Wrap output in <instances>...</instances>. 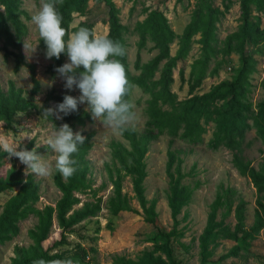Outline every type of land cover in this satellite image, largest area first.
<instances>
[{
    "label": "trees",
    "instance_id": "trees-1",
    "mask_svg": "<svg viewBox=\"0 0 264 264\" xmlns=\"http://www.w3.org/2000/svg\"><path fill=\"white\" fill-rule=\"evenodd\" d=\"M87 1L64 0L62 5H57L58 11L63 17L62 27L69 33L73 30L70 27L72 13H82ZM98 1L103 2L107 7L108 31L104 36L114 41L118 40L126 49L124 35L127 32V27L120 21L119 9L115 2L113 0ZM196 2L197 5L192 11L190 21L178 37V47L174 55L170 53V44L177 36L171 29L166 15L159 9L145 8L144 19L138 22L135 27V31L139 34V47H142L146 38L149 37L153 41L152 48L156 49L157 53L145 63H141L138 53L133 66L139 72L135 75L128 68L127 50L125 56L117 57L124 65L129 81L149 95L145 108L146 131L143 133H137L136 130L125 131L122 136L129 142L130 149L122 148L126 154L122 155L118 152L117 156L122 161L124 174L131 177L134 197L139 203L144 220L153 226H158L156 201L155 199L150 201L146 199L143 185L146 177L144 156L149 142L158 135L166 134L171 138L169 145L176 137L191 144H198L203 142L207 125L213 124L211 137L207 140L208 147L213 150L224 147L232 151V164L241 175L249 178L256 190V199L251 226L248 229L245 226L247 202L241 199L234 206L235 223L231 228L230 225L224 224L223 220L216 219L218 209L225 202L223 197L224 193L226 195V191L217 194L210 205L206 224L198 237L200 264H206L212 255L211 248L218 243L219 239H230L237 245L219 256V259H225L236 256L240 245L254 239L264 228V159L258 167H254L243 155L241 148L246 132L252 128L264 140V100L253 107L248 98L249 78L256 70L257 65L254 54L264 52L262 48L264 27L261 25L264 0H238L241 12L239 27L226 38L224 48L217 50L214 44L216 23L229 9L230 0H222L223 9L213 6L211 0ZM21 14H25V12L19 8V0H0V37L4 39L2 49L5 56H13L15 70L23 65L27 66L32 82L30 93L35 95L40 90V82L35 77L34 66L26 64L20 52L8 49L9 46L18 47L16 37L19 38L25 32V25L20 19ZM79 25L92 30V25L89 23L80 22ZM196 34H199L197 42H199L205 57L190 65L188 73L189 96L178 100L176 94L171 90V84L174 81L173 75L178 60L187 55L193 36ZM41 42L45 45L43 40ZM216 52H223L225 55L237 54L238 66L233 69L229 80L220 81L207 92L197 94L194 91L207 75L208 59ZM65 55L66 53H62L59 59L53 57L54 63L50 65L52 74L57 67L62 65ZM183 71L184 68L178 70L181 80L184 81ZM157 72H159V76L155 78ZM77 91L79 92L78 89ZM65 95L72 96V92L67 90L55 93L54 90H51L45 95L42 105L38 106L30 97H26L22 88L16 87L10 80L6 91L0 90V121H3L6 126H10L17 113L28 110L43 112L44 109L50 107L52 102L54 105L63 102ZM127 99L130 100L129 97ZM86 121H92L91 112L78 106L77 112L63 116L60 122H54L56 126L67 123L74 130L77 124L84 125ZM84 136L86 137L85 143L78 145L79 151L73 156L77 161L76 173L67 180L58 171L54 175V183L61 192L60 198L54 205H45L43 208H36L33 205L39 199V183L31 175L24 178L21 170L16 169L15 165H12L6 175L0 178V193L16 189L5 200L0 212V244L9 241L18 234V223L28 214L37 218V223L28 230L31 244L27 248H18L19 252L13 264H33L34 260L41 258L46 261L71 258L74 264H79L78 253H74L70 257H63L62 252L57 250L66 243V233L72 230L74 225L96 216L101 209L99 197L94 201L85 202L78 209H73V206L79 202L75 193H83L89 187L87 177L89 166L86 155L92 147L91 138L94 136V132H88ZM114 146L119 147L116 143ZM7 155L8 153L0 150V167L3 158ZM124 156L128 157L129 162H124ZM167 157L166 174L169 190L166 200L173 221L171 229L159 231L158 235L161 240H155L153 247L143 251L137 259L115 256L111 264H179L173 256L171 242L183 235V230L177 227L180 222L178 215L182 208L188 204L193 188L181 183L184 174L180 172L181 159L177 157L176 151L169 148ZM174 164L176 165L173 170ZM121 179L120 173H117L115 177L111 176L113 195L108 199V208L114 215L124 210L139 214L137 209L129 205L128 196L122 192ZM53 216L58 223L59 238L54 239L50 245L44 246L43 242L48 237ZM81 252L86 253L83 249Z\"/></svg>",
    "mask_w": 264,
    "mask_h": 264
},
{
    "label": "rangeland",
    "instance_id": "rangeland-1",
    "mask_svg": "<svg viewBox=\"0 0 264 264\" xmlns=\"http://www.w3.org/2000/svg\"><path fill=\"white\" fill-rule=\"evenodd\" d=\"M119 9V18L123 25L127 27L124 37L126 40L127 62L129 71L137 74L139 70L134 68V61L137 54L140 55L141 63L149 61L157 53L153 49V41L147 37L142 47H139V34L135 31L138 22L142 21L146 15L145 8H156L164 12L171 29L176 34V38L170 44V53L174 55L178 47V37L184 27L190 21L192 11L195 9L198 0H113ZM213 6L223 9L222 0H211ZM41 0H19V8L25 14L20 15L21 21L25 25V32L16 40L18 47L9 46V50L20 52L26 64L34 66L35 77L40 82V90L37 94L31 95L32 82L27 66L23 65L15 70V61L12 55L5 56L2 45L4 39L0 37V90L6 91L8 82L12 80L16 87L22 88L26 97H30L38 106L42 105L45 95L54 90L55 93L67 91L64 88V81L55 71H50V65L54 63V58L46 59V46L42 44L39 33L31 21L40 8ZM107 7L98 0H88L84 11L73 12L70 27L71 32L82 28L79 23L85 22L92 25V31L97 36H104L108 31ZM241 22V12L238 0H230L229 9L220 17L216 23L217 49H223L226 38L236 31ZM261 25L264 27V13L261 15ZM70 32V33H71ZM199 34L193 36L187 55L178 60L174 72V81L171 90L178 100H183L188 94V73L190 65L199 59H204V53L198 41ZM24 43L28 47H24ZM36 50L33 52V49ZM264 49V42L262 44ZM251 49V47H248ZM257 59L256 70L250 75L248 98L253 107L264 100V52L254 54ZM68 62L67 54L64 56L62 65ZM61 65V66H62ZM238 66V56L235 53L225 55L219 52L208 59L206 77L194 91L197 94L207 92L213 85L223 80H229L233 74V69ZM184 68V81L181 80L178 70ZM159 72L155 78H158ZM72 96L78 97L80 93L71 90ZM130 100L135 105V111L139 119L135 123L137 133L146 131L147 115L145 113L146 101L149 99L139 87H135ZM79 107L87 108V104H80ZM54 107V103L50 104ZM49 107V108H50ZM41 111L28 110L17 113L10 126H6L0 121V135L5 136L10 141L20 143L21 149L31 151L36 144L41 145L36 148L39 155L53 164V173L47 178L36 177L34 173H25L26 166L21 164L16 157L5 156L0 167V178H3L12 165L20 169L25 178L31 175L39 183V199L33 205L36 208H43L45 205H54L60 198L61 192L54 183L53 157L55 153L45 145V140L59 128L54 121L60 122L55 116L44 118ZM92 116V115H91ZM213 124L207 125V131L203 135V142L191 144L179 137L171 139L166 134L158 135L148 144L147 152L144 156L146 164V177L143 181L145 197L147 200L155 199V210L157 212L158 226H153L143 218L139 203L134 197L130 175L124 174L121 159L117 156L120 152L125 155L123 149L129 150V142L122 134L114 133L110 128L104 126L100 121H86L84 125H76L74 132L86 133L93 131L91 138L92 147L86 155L89 170L87 173L89 187L83 193H75L79 202L73 209L80 208L85 202L94 201L100 198L101 209L96 216L85 219L74 225L72 230L66 233V243L58 248L63 257H70L78 253L79 264H111L115 256H125L126 258L137 259L143 251L150 250L155 240L160 241L159 231H168L172 226L170 210L167 206L166 196L169 190L168 177L166 174L167 150L170 148L176 151L177 157L181 159L180 172L184 174L181 183L193 188L188 204L182 208L178 215V228L183 230V235L171 242L174 258L179 264H200V254L198 247V237L203 230L210 205L217 194L224 193V204L217 211V220H223L224 224L233 228L234 206L239 200L247 202L245 208V226L248 229L254 218V208L256 190L248 177L241 175L232 164V151L224 147L210 149L207 140L211 137ZM30 137V138H29ZM119 147H115L114 144ZM243 155L251 162V165L258 167L264 159V140H262L252 128L246 132L242 143ZM124 162H129L128 157H123ZM176 164L173 166V170ZM117 173L122 175V192L128 196L129 205L137 209L140 213L132 211H119L114 215L108 208V199L113 195V184L111 176ZM16 191H6L0 193V212L5 200ZM37 223L36 216L28 214L19 221V232L9 241L0 244V264H13L18 255V248H27L31 244L28 230ZM59 238V227L55 216L52 219L47 239L44 246ZM212 246V245H211ZM236 242L230 239H219L213 246L212 255L206 264H264V228L259 231L254 239L248 240L237 250L236 256L219 259L222 253L235 247ZM83 249L86 253L81 252Z\"/></svg>",
    "mask_w": 264,
    "mask_h": 264
},
{
    "label": "clouds",
    "instance_id": "clouds-1",
    "mask_svg": "<svg viewBox=\"0 0 264 264\" xmlns=\"http://www.w3.org/2000/svg\"><path fill=\"white\" fill-rule=\"evenodd\" d=\"M63 2L41 0L40 8L32 15L31 21L38 30L40 40L46 45V59H59L62 53L67 54L68 62L55 71L64 81L65 89H78L80 95H65L63 102L44 109L42 116L45 119L55 116L61 120L63 116L77 112L78 105L86 103V111L91 112L93 120L100 121L114 133L134 131L139 116L134 110V103L127 97L136 85L129 81L124 65L117 59L126 55L125 47L118 40L97 36L88 28L69 33L62 27L63 17L57 8ZM24 47L28 45L24 43ZM35 50L36 47L33 52ZM85 140L81 132H74L67 123L62 124L45 140V145L55 153L54 168L64 179L76 173L77 161L73 156L79 151L78 145L84 144ZM40 146L36 144L31 151L18 150L20 143L0 135V150L8 153L9 158H18L26 166V174L34 173L36 177L47 178L53 173V164L37 153L36 148ZM33 264H74V261L71 258L52 261L41 258L34 260Z\"/></svg>",
    "mask_w": 264,
    "mask_h": 264
}]
</instances>
